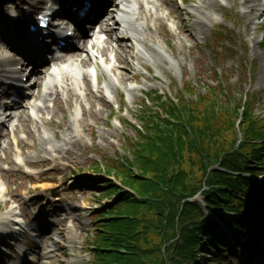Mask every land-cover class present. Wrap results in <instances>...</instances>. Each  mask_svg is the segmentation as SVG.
I'll use <instances>...</instances> for the list:
<instances>
[{"label": "rangeland", "instance_id": "rangeland-1", "mask_svg": "<svg viewBox=\"0 0 264 264\" xmlns=\"http://www.w3.org/2000/svg\"><path fill=\"white\" fill-rule=\"evenodd\" d=\"M40 1L0 0V20L5 24L0 23V27L3 24L23 38L25 25L14 22L12 13L17 11L24 18L34 15ZM163 5L162 9H155L152 19L129 20L127 32L133 43L126 53L120 43L105 41L106 31L100 35V46L110 49L108 60L98 49L94 50L98 57L81 63L84 79H77L73 92L63 91L47 99L42 86L39 95L24 102L28 115L20 109L23 117L16 132L0 139V191H6L2 198L0 194V221L15 217L26 227L36 216L46 218L47 228L53 222L59 224L46 231L61 243L60 224L65 220L70 237L63 244L67 250L53 244L41 249L42 253L52 251L53 255L68 253L56 264H92L94 256L87 251L89 242L96 237L97 215L110 211L125 193L139 195L124 184L123 177L99 172L95 166L104 156H130L125 141L127 136H137L132 126L140 124L139 105L145 94L160 90L174 97L184 85L204 91V86L221 81V86L230 90V104L252 95L257 101L256 114H264V0H168ZM189 31L196 34V39L189 36ZM7 42L0 28V58L11 53ZM85 49L81 57L92 53ZM17 60L3 63L6 74L18 66ZM103 69L105 74L101 75ZM85 71L91 74L88 81ZM1 80L7 78L0 76ZM34 80L33 75L27 84ZM33 105L44 108L32 109ZM2 130L11 129L4 126ZM192 156L183 158L185 165ZM93 177L104 183L99 184ZM109 184L116 186L110 188ZM116 187L120 188L117 192ZM15 194L20 200L15 201ZM202 198L195 193L189 200L202 203ZM2 228L0 224V232ZM33 234L17 235L15 240L3 237L9 242L0 243L2 260L9 264L27 258L28 255L17 253L21 248L29 257H35L41 238ZM203 242L207 244L206 240ZM255 242L250 239L252 249L255 245L264 255V239ZM229 244L231 252L221 253L219 264H253L249 250L233 240ZM199 258L200 264H217L210 252ZM55 260L45 258L43 262L50 264Z\"/></svg>", "mask_w": 264, "mask_h": 264}, {"label": "trees", "instance_id": "trees-1", "mask_svg": "<svg viewBox=\"0 0 264 264\" xmlns=\"http://www.w3.org/2000/svg\"><path fill=\"white\" fill-rule=\"evenodd\" d=\"M229 92L218 81L204 91L184 85L174 97L155 90L142 101L140 124L132 126L137 136L125 141L130 156H104L95 166L123 177L139 195L125 193L98 216L93 264H195L209 252L219 264L226 234L189 200L199 192L211 208L234 213L222 216L236 243L248 242L245 217L264 210V193L248 177L264 173V116L255 114L254 96L232 105Z\"/></svg>", "mask_w": 264, "mask_h": 264}, {"label": "bare ground", "instance_id": "bare-ground-1", "mask_svg": "<svg viewBox=\"0 0 264 264\" xmlns=\"http://www.w3.org/2000/svg\"><path fill=\"white\" fill-rule=\"evenodd\" d=\"M46 2H47L46 0H42V1H40V4L38 6H41V4L43 5ZM138 2L141 5V8L144 9V11H141L139 13L138 19L139 20H143V19H148V18L149 19H152L154 17V15H155V12L153 11V8H147L145 6L146 4H152L153 7L158 10V9H162V7L164 6L163 3L166 4L168 2V0H138ZM246 2H248V0H246ZM134 3H135V0H129V6L134 5ZM98 4L102 7V6H104V4L106 5V2H105V0H99L98 1ZM134 11H136V10L133 9L132 12L129 13V15L131 17H133V18H137V16H135ZM126 14H127V12H126ZM261 15L262 16L264 15V11L261 13ZM111 16H112L111 18L108 17L106 20H102L103 22H102V25H101V29L108 31L107 32L108 33L107 34V39L105 41L114 40V42L120 43L121 44L120 46H121L123 52L126 53L127 50H129V49L132 48V44L131 43H133V37L130 36L131 34H130L129 31L126 32V33H124V34L122 33V35H121L120 28H119V26H117V24L114 27L110 26L109 23H108V21L109 20H113L115 18V15L114 14H111ZM127 17H128V15H127ZM93 24H95V23H93ZM8 31H10V30L8 29ZM17 35H19V34H17ZM189 36H191L193 39H196V34L194 32H192V31H189ZM26 40H30V39L27 38ZM88 42H89L88 39H84L83 40V46L81 48L83 52L86 50L85 48H86V44ZM9 45L11 47H15V45L12 44V43H9ZM91 45H92V48L93 49H96L97 48L98 51L100 52V54L103 57H105L106 60H108V54L107 53H108V50H110L109 48H107L105 46L98 45L96 41L92 42ZM16 46H18V45H16ZM34 48L36 50H38L39 53L43 54L46 47L34 46ZM74 49H77V46L74 47ZM113 49H114V52H116L115 51L116 48L113 47ZM117 53H120V52L117 51ZM16 56L17 55L14 54V53H11V55H9V53H7L6 55H3V57L0 58V76H1V79H3L4 77H8L10 75V73L9 74H6L5 73L6 71L3 68V63L4 62H9V61L15 60L16 59ZM123 58L124 57L121 54L120 55V59H123ZM69 59L72 60V61H78L79 60L80 63L85 64V63H87L88 61L91 60V54L88 53L86 56L81 57V54L79 52H75V53H73L70 56ZM34 66H36V65H34ZM19 70H24V67L21 66L19 68ZM78 70H79L78 67H76L75 65L72 64L69 72H67L64 75V77L61 79V81H59L60 80L59 79L58 81L54 82L53 85L50 87L49 92L46 95V97H48L47 99H50L49 97L52 96L53 94H55L56 96H59V95L62 94L63 91L73 92V90H74V87L73 86H75L77 84L75 80H76V77H77V73L76 72H79ZM13 72H17V71L14 70ZM104 74H105V70L103 69L101 75H104ZM263 76H264V73L262 72L261 77H263ZM85 77H87V79L89 80V73L88 72H85ZM122 77H123V79L125 78L124 74H122ZM43 80H45V79L42 76V73L36 74L35 82H33V84H32V87L36 88V90H35V92L33 93L32 96H36V95H39L40 94L41 88L43 86ZM5 85L7 87H9L4 82V80H1V82H0V100H1V98L4 95H6V94L9 93V90H8V88H5ZM75 89H76V87H75ZM28 90H30V89H28ZM75 95H76L77 98H79V94L78 93H75ZM9 106L10 105L8 103H6V104L3 105L4 108H9ZM42 108H44V107H40L39 109H42ZM23 109H24V112H26L25 108H23ZM27 115H28V113H27ZM3 116L4 117H2L0 119V139L4 135H6V136L8 135L7 133L3 132V130H2L3 127H4V123L7 120L16 119V118L22 119V117H23L22 116V113H20V112L16 116H13V115L11 116L9 114H8V116H5V115H3ZM19 119H18V121H19ZM17 143H18V145L20 144V139H18ZM11 162H12V160H11ZM13 197H14L15 201L20 200L19 199V195H16L15 194ZM71 216H73V214H71ZM46 221H47L46 218H42L40 216L39 217L36 216L32 220V223L28 226V228H29L28 229V232H30L32 235H35L33 233H36L41 238V245L39 246V251L37 253H35V255H36L35 257H29L30 254H27L28 257L25 258L26 261H24L22 259L25 264H44L43 260L45 258H48V259H54V258H56L55 262L52 261L50 263V264H56L57 261H61L64 258L65 255H66V257L68 256V253L67 254L64 253V254L53 255L54 252H52V251H49V252H46V253H42L41 252L42 247L46 246V244H48V245L49 244H53L55 246H58V247L62 248V251L63 250H67L66 247L64 248L63 244L65 242H68L70 240V237H69V234H68L69 230L67 229L66 224H64V221L65 220L62 221L61 224H60V225H62L60 227V235H61V237H63L61 243L54 241L52 239V237L49 236V234H48L51 230L55 229L54 226L56 224L53 222V224H51V226L48 227L50 231H46L48 229L46 227V223H45ZM77 221H78V219H77ZM0 224H2L3 226H7L8 225L7 222H5V221H3V222L0 221ZM15 225L18 228H19V226H21L20 223H16ZM56 226H59V224L56 225ZM23 233H27V230L24 229V228H23ZM21 251L24 252V253L27 252V251L25 252L23 248H21ZM31 256H32V254H31Z\"/></svg>", "mask_w": 264, "mask_h": 264}]
</instances>
